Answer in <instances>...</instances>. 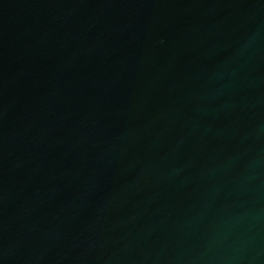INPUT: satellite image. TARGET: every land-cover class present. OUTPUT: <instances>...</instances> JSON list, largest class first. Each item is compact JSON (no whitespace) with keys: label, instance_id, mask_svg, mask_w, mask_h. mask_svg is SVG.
I'll return each mask as SVG.
<instances>
[{"label":"water","instance_id":"obj_1","mask_svg":"<svg viewBox=\"0 0 264 264\" xmlns=\"http://www.w3.org/2000/svg\"><path fill=\"white\" fill-rule=\"evenodd\" d=\"M0 264H264V0H0Z\"/></svg>","mask_w":264,"mask_h":264}]
</instances>
